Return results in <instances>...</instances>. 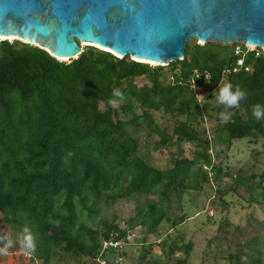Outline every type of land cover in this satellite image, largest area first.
I'll use <instances>...</instances> for the list:
<instances>
[{
  "label": "trees",
  "instance_id": "1",
  "mask_svg": "<svg viewBox=\"0 0 264 264\" xmlns=\"http://www.w3.org/2000/svg\"><path fill=\"white\" fill-rule=\"evenodd\" d=\"M235 47L246 50L242 44L190 40L183 60L153 67L89 46L63 62L37 47L0 41V223L31 230L37 264L67 258L92 264L104 240H119L128 230L139 233L142 245L145 233L153 234L163 221L175 231L185 220L178 216L182 195L213 179H231L234 196L260 204L264 160L262 170L249 176L239 171L232 177L222 164L237 141L264 151V119L252 115L254 105L264 106V52L246 53L233 73ZM191 80L208 94L201 101ZM225 83L245 91L246 98L231 108L218 104V88ZM113 88L124 94L115 106L108 103ZM221 113L230 114L229 120L221 121ZM183 144L193 148L190 158L183 156ZM150 151H165L170 167L149 164ZM117 202L132 203L138 218L120 224L100 218ZM229 226L223 219L220 236L208 239L206 247L225 242ZM13 234L15 241L19 234ZM184 239L161 237L163 260L152 258L149 246L137 264H187L193 244ZM256 243L249 234L228 248L227 263L246 264L247 258L248 264H262Z\"/></svg>",
  "mask_w": 264,
  "mask_h": 264
},
{
  "label": "water",
  "instance_id": "2",
  "mask_svg": "<svg viewBox=\"0 0 264 264\" xmlns=\"http://www.w3.org/2000/svg\"><path fill=\"white\" fill-rule=\"evenodd\" d=\"M4 40L58 61L76 59L86 44L167 67L183 60L190 40L264 50V0H0Z\"/></svg>",
  "mask_w": 264,
  "mask_h": 264
},
{
  "label": "rangeland",
  "instance_id": "3",
  "mask_svg": "<svg viewBox=\"0 0 264 264\" xmlns=\"http://www.w3.org/2000/svg\"><path fill=\"white\" fill-rule=\"evenodd\" d=\"M9 42L13 40H8ZM86 44H80V48L84 49ZM264 52V50H262ZM66 60V59H63ZM69 62V61H63ZM208 94L206 93V96ZM204 96L200 95L201 100ZM158 118V116H156ZM183 156L190 158L192 156L193 148L188 144L182 145ZM151 152V151H150ZM259 153V154H257ZM222 164L227 166L229 174L233 177L237 176L241 171L243 176H249L252 173H258L263 168L264 151L259 144L250 145L245 141H237L233 144L232 148L225 152ZM221 158H219V161ZM147 162L153 167L166 170L170 167V158L165 151H153L147 158ZM231 179L225 178L212 180L209 184H203L201 189L197 191H186L180 199V212L179 217L185 215V220L181 225H177L175 231L170 228V221H163L158 229L151 233H145L144 242L146 245L139 247L141 244L138 239V234L135 233L133 243H136V252H128L126 256L129 264H137V255L144 252L143 248H150L152 258L159 257L163 260L162 248L159 245L161 237H167L171 233L175 235H184V242H191L193 249L188 258L187 264H228L225 258V251L229 248L233 250V246L241 244L247 240L249 234L257 237L256 250L259 252L261 262L264 264V198H258L260 204L252 203L247 205L240 198L234 196L231 191ZM242 197L247 198L244 191L240 190ZM225 194V195H222ZM223 196V199H219ZM177 209V208H175ZM134 205L126 202H117L112 207L102 210L100 218L120 224L127 222L129 219H134L136 215ZM138 218V217H136ZM223 219H227L230 226L227 228V234L223 240L225 242L217 243L216 241L206 247V241L212 237L220 236L221 231L219 224ZM142 227V226H141ZM238 227V228H237ZM145 229V228H144ZM22 227L3 226L0 223V236L7 235L12 237L13 233L21 234ZM138 232V229L134 227ZM150 228L147 226L146 231ZM132 243V244H133ZM15 247V243L13 244ZM17 249H12L13 252L7 253L2 260V264H24L25 262L20 258L19 254H30L33 259L36 257V252L27 253L16 244ZM20 250V252H15ZM161 254V255H160ZM114 256L110 253L109 256ZM180 256V255H177ZM244 262L248 264V259L245 258ZM56 264H77L76 262L66 259L62 263ZM156 264V263H153ZM161 264V263H159ZM172 264V263H170ZM250 264V263H249Z\"/></svg>",
  "mask_w": 264,
  "mask_h": 264
},
{
  "label": "clouds",
  "instance_id": "4",
  "mask_svg": "<svg viewBox=\"0 0 264 264\" xmlns=\"http://www.w3.org/2000/svg\"><path fill=\"white\" fill-rule=\"evenodd\" d=\"M246 95H247L246 92L241 90L239 87H236L235 89H233V85L231 83H225L223 87L218 88V94L216 96V100L218 104H222L226 106L227 108H231V107L236 106L240 101L244 100L246 98ZM123 99H124L123 92L118 88H113L111 91V98L109 99L108 103L110 105L115 106V105H118L119 103H122ZM252 115L258 121L264 119V106L260 104L254 105L252 108ZM229 117H230V114L221 113L219 116V119L221 121L226 122L229 120ZM0 243L3 244V247H0V254L6 255L8 252V249L13 247L14 243L18 244L20 248L24 250L25 252L32 253L35 251L36 238L34 234L31 232V230L25 227L22 230V233L17 235V237L15 238V241L9 236L4 235V236H0ZM127 249H126V252H127ZM126 259H127V256H126Z\"/></svg>",
  "mask_w": 264,
  "mask_h": 264
},
{
  "label": "built area",
  "instance_id": "5",
  "mask_svg": "<svg viewBox=\"0 0 264 264\" xmlns=\"http://www.w3.org/2000/svg\"><path fill=\"white\" fill-rule=\"evenodd\" d=\"M249 51H257L255 48L246 47V50L243 51L240 47L234 48V55L239 59L236 62V67L232 68L231 71L235 73L238 68L243 66V57ZM258 53H255L257 56ZM245 71H249L247 67L244 68ZM229 72V71H227ZM199 75L194 72V78H198ZM203 78L205 80L208 79V75H204ZM190 87L193 90L194 94L198 101H201L206 96V91H204L201 87H199L194 80H191ZM200 95L204 96L201 100L199 99ZM135 237V233L128 230L126 235L116 241H108L104 240L102 243L101 253L95 258L91 263L92 264H129L126 259V249L132 244L133 239ZM110 253H114V256H109ZM24 259L28 264H37L36 260H34L30 254H24Z\"/></svg>",
  "mask_w": 264,
  "mask_h": 264
},
{
  "label": "crops",
  "instance_id": "6",
  "mask_svg": "<svg viewBox=\"0 0 264 264\" xmlns=\"http://www.w3.org/2000/svg\"><path fill=\"white\" fill-rule=\"evenodd\" d=\"M143 245H146V244L144 243ZM143 245H142V243H141V244L139 245V247H140V246L143 247ZM135 246H136V243L134 242L132 245L129 246V248L127 249L126 254H128V252H132V254H133L134 252H136ZM140 254H141V252H139V254L137 255L138 257H136V259H138V258L140 257ZM127 258H130V257L127 256Z\"/></svg>",
  "mask_w": 264,
  "mask_h": 264
}]
</instances>
